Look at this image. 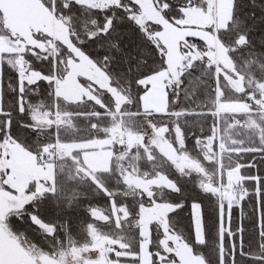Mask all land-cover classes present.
<instances>
[{
	"label": "snow or ice",
	"instance_id": "obj_1",
	"mask_svg": "<svg viewBox=\"0 0 264 264\" xmlns=\"http://www.w3.org/2000/svg\"><path fill=\"white\" fill-rule=\"evenodd\" d=\"M0 264H264V0H0Z\"/></svg>",
	"mask_w": 264,
	"mask_h": 264
},
{
	"label": "trees",
	"instance_id": "obj_2",
	"mask_svg": "<svg viewBox=\"0 0 264 264\" xmlns=\"http://www.w3.org/2000/svg\"><path fill=\"white\" fill-rule=\"evenodd\" d=\"M100 203H101V205L104 203V201L103 200H100ZM210 211V210H209ZM246 211H247V209H246ZM187 218H185V224H187Z\"/></svg>",
	"mask_w": 264,
	"mask_h": 264
}]
</instances>
